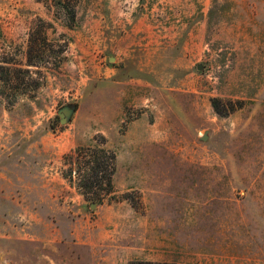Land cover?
<instances>
[{
  "label": "rangeland",
  "instance_id": "rangeland-1",
  "mask_svg": "<svg viewBox=\"0 0 264 264\" xmlns=\"http://www.w3.org/2000/svg\"><path fill=\"white\" fill-rule=\"evenodd\" d=\"M84 120L85 138L120 129L129 143L135 121L154 122V159L123 162L137 188L80 194L85 148L105 143L95 135L69 160ZM90 199L147 213L170 263L264 264V0H0V232L26 219L24 232L67 235ZM6 243L0 264L54 255Z\"/></svg>",
  "mask_w": 264,
  "mask_h": 264
},
{
  "label": "crops",
  "instance_id": "crops-1",
  "mask_svg": "<svg viewBox=\"0 0 264 264\" xmlns=\"http://www.w3.org/2000/svg\"><path fill=\"white\" fill-rule=\"evenodd\" d=\"M136 29V33H138V30L147 33V36H144L143 39H148L146 43L148 47L150 42L154 43V36L150 34L151 31L149 26L145 24L144 18L138 22ZM139 71L143 70L140 69ZM135 80L137 82L138 79ZM134 123L138 125L140 130L134 133L135 141L130 143L125 140L129 133L123 135L120 129L118 135L113 139L98 131H91L89 136L85 138L83 133L89 126L88 120L74 123L68 130L72 136L70 152L79 146H92L95 142V135H101L105 138V143L102 146L115 154V171L112 177L113 193L110 195L125 193L137 188L134 182L128 179L129 176L125 171L124 161L134 162L145 157L148 160L154 159V140H156L154 122L135 121ZM166 151L163 153H168V151L171 154L174 153L171 149ZM120 163H122V170H119ZM130 177H133V175ZM139 190L142 191V189ZM78 205L80 206H78L76 213L79 219L74 222V231L67 235L58 232L41 234H31L30 231L24 232L25 229L31 230L32 226L31 222L24 218V224L27 227L22 226V232H0V241L7 242L8 245L12 243L18 246L30 245L31 241L39 242L43 245V248L48 247L47 250L50 254L54 253L53 256L50 255V259L42 255L48 259L49 264L168 262L164 255L165 250H154V221L149 219L147 213L141 214L134 211L126 201L108 202L103 199L101 203L97 204L96 210L89 214L84 213V202ZM31 214L26 213L25 216ZM34 223L36 224L33 225L42 224L41 220ZM6 224L9 230L13 229L8 222ZM3 229L1 228L2 231ZM83 252H86V254L84 255ZM63 256L69 257V259L67 260ZM52 258H54V261H52Z\"/></svg>",
  "mask_w": 264,
  "mask_h": 264
},
{
  "label": "trees",
  "instance_id": "trees-1",
  "mask_svg": "<svg viewBox=\"0 0 264 264\" xmlns=\"http://www.w3.org/2000/svg\"><path fill=\"white\" fill-rule=\"evenodd\" d=\"M212 102L214 110L217 106ZM81 148L77 147L68 156L69 160H76L79 156ZM85 156L88 157L86 165H91L89 169L88 178H83L82 184L79 186L80 194L85 197L87 194H94L95 197L100 196L98 192H93V187L98 183L105 184V195L113 193L112 177L115 171V154L113 151L104 148L103 146H92L85 148ZM101 173V175H99ZM101 179V180H100ZM91 202L98 204L95 199H90ZM129 264H177L175 262H148V261H132Z\"/></svg>",
  "mask_w": 264,
  "mask_h": 264
},
{
  "label": "water",
  "instance_id": "water-1",
  "mask_svg": "<svg viewBox=\"0 0 264 264\" xmlns=\"http://www.w3.org/2000/svg\"><path fill=\"white\" fill-rule=\"evenodd\" d=\"M109 60H113V58H109ZM197 68L198 70H201V66H198ZM75 112H76V107L74 105L64 106L61 109H59V111L57 112V116L59 118L60 125L68 124L71 121ZM206 139H207V134L204 133L201 136L200 140L205 141ZM93 207H95V204L90 205V208Z\"/></svg>",
  "mask_w": 264,
  "mask_h": 264
}]
</instances>
